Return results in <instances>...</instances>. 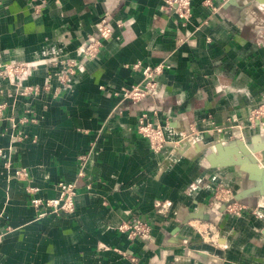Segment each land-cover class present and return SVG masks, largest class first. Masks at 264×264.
Segmentation results:
<instances>
[{
	"label": "crops",
	"instance_id": "0c3cea01",
	"mask_svg": "<svg viewBox=\"0 0 264 264\" xmlns=\"http://www.w3.org/2000/svg\"><path fill=\"white\" fill-rule=\"evenodd\" d=\"M160 3L0 0V60L35 63L19 85L38 87L19 93L0 76V264H264V125L246 121L264 95V0H190L185 21ZM100 17L110 33L80 59ZM53 54L79 62L67 85L48 74ZM159 60L152 93L124 97L140 77L131 64ZM140 111L161 125L156 152ZM57 180L74 183L72 211L31 203ZM218 185L236 210L213 198ZM133 217L147 238L116 229Z\"/></svg>",
	"mask_w": 264,
	"mask_h": 264
},
{
	"label": "built area",
	"instance_id": "2783aa9c",
	"mask_svg": "<svg viewBox=\"0 0 264 264\" xmlns=\"http://www.w3.org/2000/svg\"><path fill=\"white\" fill-rule=\"evenodd\" d=\"M189 3L190 0H161L160 7L164 10L173 12L182 21H185L189 15ZM95 34H87L75 47L79 58H90L96 55L101 39L109 35L110 29L107 25L104 17H100L95 26ZM48 63L56 64L58 69L52 70L48 73L50 76L63 84L69 83V75L74 71L76 65L79 63L77 59L70 56H59L53 54L47 57ZM138 61H134L131 65L139 66L140 77L139 79L131 83L127 87H121L122 95L132 101L139 100L148 94H151L155 89L156 75L161 71L164 64L162 60L149 65H138ZM0 74L5 75L7 79L16 85L19 93L36 92L37 85H19L20 80L30 73L34 64L24 60H10L0 64ZM46 84V83H45ZM3 102H0V109ZM246 121L249 126L254 127L258 125H264V95L254 103L246 114ZM136 130L146 138L147 144L152 151H158L166 142L162 134L161 125L155 121H151L147 118L145 111H140L137 115ZM219 130V127H216ZM188 132L178 133L176 139H172L171 142L177 145L186 139ZM13 175L17 177H25L27 171L24 167H15L12 171ZM56 193L48 197L32 196L30 201L33 205L40 206L42 209H47L53 212H70L73 209V195H74V183L72 181L57 180L56 181ZM213 198L219 200L225 209L234 211L238 208L236 200L232 199V192L223 185H218L214 191ZM8 228L5 225L4 230H0V237L2 233ZM116 229L122 231L128 239L139 237L145 239L149 235L150 225L149 222L141 217H133L129 220L120 221L116 224Z\"/></svg>",
	"mask_w": 264,
	"mask_h": 264
},
{
	"label": "bare ground",
	"instance_id": "6f19581e",
	"mask_svg": "<svg viewBox=\"0 0 264 264\" xmlns=\"http://www.w3.org/2000/svg\"><path fill=\"white\" fill-rule=\"evenodd\" d=\"M237 149L243 150V151H252L253 149L256 150V147H252V146L251 147H248V146H246L244 144V142L239 141L238 146H237ZM218 157H219V161H223V160L225 161L226 156L219 155ZM227 159H226V161H228ZM243 162H245L244 167L245 168L248 167V169H249V164H247L246 161L242 160V163Z\"/></svg>",
	"mask_w": 264,
	"mask_h": 264
},
{
	"label": "rangeland",
	"instance_id": "374dc122",
	"mask_svg": "<svg viewBox=\"0 0 264 264\" xmlns=\"http://www.w3.org/2000/svg\"><path fill=\"white\" fill-rule=\"evenodd\" d=\"M62 56H66V55H62ZM47 59H48V58H47ZM75 59H76V58H75ZM45 61H47V60L44 59V61H43V62L45 63L44 65H46L47 67H48V65H49V66L51 65V66L54 67V70H55V69H57L58 71L61 70V68L58 69L59 67H57L56 64L48 63V62H45ZM4 62H7V61H1V60H0V64H2V63H4ZM36 63H37V62H36ZM33 64H34V66L36 65L35 63H33ZM34 66H33V67H34ZM49 68H50V67H49ZM0 70H1V66H0ZM50 72H52V70H50ZM50 72L48 71V73H50ZM0 76H3V77H5V78H7L5 75H2V74H0ZM51 76L54 77L53 75H51ZM53 79H54V78H53ZM45 83H46V82H45ZM57 83H58V81H57ZM14 86H15L14 89H15V90H18V88L16 87V85H14Z\"/></svg>",
	"mask_w": 264,
	"mask_h": 264
},
{
	"label": "water",
	"instance_id": "95a60500",
	"mask_svg": "<svg viewBox=\"0 0 264 264\" xmlns=\"http://www.w3.org/2000/svg\"><path fill=\"white\" fill-rule=\"evenodd\" d=\"M238 141H241V142H243L241 139H238V138H235L232 142H229L230 144H233V143H235V142H238ZM216 142V141H215ZM264 152V151H263ZM207 155H208V153L206 154V158L208 159V157H207ZM263 155H264V153H263ZM209 160V159H208ZM210 162V161H209ZM224 163H236L235 161H221V162H219L218 164H224ZM236 196V195H235Z\"/></svg>",
	"mask_w": 264,
	"mask_h": 264
}]
</instances>
